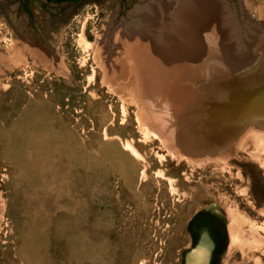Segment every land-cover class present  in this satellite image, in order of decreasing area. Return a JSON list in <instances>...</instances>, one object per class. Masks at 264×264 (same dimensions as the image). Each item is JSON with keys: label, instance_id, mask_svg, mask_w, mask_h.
I'll use <instances>...</instances> for the list:
<instances>
[{"label": "rangeland", "instance_id": "1", "mask_svg": "<svg viewBox=\"0 0 264 264\" xmlns=\"http://www.w3.org/2000/svg\"><path fill=\"white\" fill-rule=\"evenodd\" d=\"M218 1L264 47V0ZM180 3L0 0V264H264V116L210 152L141 94Z\"/></svg>", "mask_w": 264, "mask_h": 264}, {"label": "bare ground", "instance_id": "2", "mask_svg": "<svg viewBox=\"0 0 264 264\" xmlns=\"http://www.w3.org/2000/svg\"><path fill=\"white\" fill-rule=\"evenodd\" d=\"M220 8L215 0H181L179 43L156 47L139 35L130 47L141 94L154 101L149 106L167 109L165 135L174 127L177 136L210 152L230 144L245 121L264 116V47L238 54Z\"/></svg>", "mask_w": 264, "mask_h": 264}, {"label": "trees", "instance_id": "3", "mask_svg": "<svg viewBox=\"0 0 264 264\" xmlns=\"http://www.w3.org/2000/svg\"><path fill=\"white\" fill-rule=\"evenodd\" d=\"M48 1H58V2H61V1H71V0H48ZM74 1H81V0H74Z\"/></svg>", "mask_w": 264, "mask_h": 264}, {"label": "flooded vegetation", "instance_id": "4", "mask_svg": "<svg viewBox=\"0 0 264 264\" xmlns=\"http://www.w3.org/2000/svg\"><path fill=\"white\" fill-rule=\"evenodd\" d=\"M71 1H74V0H71ZM61 2H64V1H61ZM76 2H78V1H76Z\"/></svg>", "mask_w": 264, "mask_h": 264}, {"label": "crops", "instance_id": "5", "mask_svg": "<svg viewBox=\"0 0 264 264\" xmlns=\"http://www.w3.org/2000/svg\"><path fill=\"white\" fill-rule=\"evenodd\" d=\"M180 39H181V37H180ZM180 39H179V40H180ZM243 101H244V100H242V102H243Z\"/></svg>", "mask_w": 264, "mask_h": 264}]
</instances>
